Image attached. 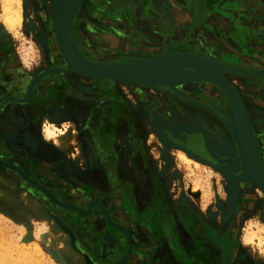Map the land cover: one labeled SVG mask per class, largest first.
<instances>
[{
	"label": "rangeland",
	"instance_id": "374dc122",
	"mask_svg": "<svg viewBox=\"0 0 264 264\" xmlns=\"http://www.w3.org/2000/svg\"><path fill=\"white\" fill-rule=\"evenodd\" d=\"M19 1L18 5L15 0H10V6L14 11L20 9L21 25L8 28L4 18V9L8 5L6 0H0V39L9 41L11 54L27 77L32 79L46 65L47 45L30 27L35 15L28 1ZM47 1L42 4L45 8ZM120 5H124L121 0H85L80 8L77 19L81 14L85 16L86 22L82 27L90 37L84 36L82 27L77 24L81 42L94 55L102 53V58L94 62H124L150 56L153 47L168 45L165 43L166 37L177 25L181 26L169 9H160L151 20L139 23L140 27L132 30L122 18L128 13ZM47 26L54 31L53 20ZM105 37L116 38L123 49L104 46L102 40ZM108 53H120L124 60L106 58ZM65 67L66 64L58 68L49 75L50 81L47 78L44 82L61 85L75 105L73 110L67 111L59 105L48 107L44 110L41 124L35 125V129L23 123L30 122V119L25 115L23 118L19 116L16 109L20 107L18 103H9L8 108L0 114V177L6 179V183L0 182V264H110L117 261L127 250V240L122 232L105 220L104 210L113 221L126 224L132 239L138 240L140 248L146 251L136 254L133 261L136 264H147V253L156 249L160 242H163L165 264L172 260L171 264H178V255L182 258L181 264H210L200 257L192 259L193 253L201 256L206 251L214 253L213 264H264V193L261 190L256 187L250 189L249 184L235 180L233 195L236 205L228 219L222 222L223 213L230 211L226 205L228 182L220 170L187 156L176 147L180 145L178 142L171 141L167 132H162L140 111L135 117L142 132L127 125V116L130 117V111L135 107L134 97H144L146 88L150 87L88 78L63 71ZM230 79L249 96L248 115L255 128L258 122H262L261 152L264 161V101L253 98L255 88L247 79ZM13 87L12 82L10 85L0 82V95L12 93L21 86ZM78 102L90 105L91 110L87 115L75 114L79 110ZM115 105L123 114L125 129L116 132L112 116L108 131H104L103 120H94L93 117ZM71 112H75L74 115ZM180 125L179 131L171 128L165 131L180 133L181 143H185L186 129L192 130L191 136L199 134V139V131L211 136L200 125ZM219 125L224 131L220 121ZM255 133L258 136L257 131ZM159 134L164 136L163 142L159 140ZM126 140L129 142L127 152L123 150ZM112 143L119 150L122 149L124 170L133 167L132 147L143 164L142 168L135 167L130 173L139 183L134 200L139 213H143L148 199L151 202L157 196L164 199L162 209L172 215V221L166 223L164 236L152 237L159 223L156 216L148 221L145 215L136 216L131 213V208L115 202L119 198L118 189L111 190L109 186L117 180L115 162L108 158ZM42 148L48 152L42 160L48 162L52 172L57 175L55 181L44 177L32 162L33 158L41 159L38 154ZM179 152L185 154L189 162L180 160ZM10 163L26 167L36 184L53 187L63 197L64 204H58L37 185L6 165ZM222 169L234 173L226 165H222ZM234 174L238 175L237 172ZM152 183L155 189L149 190L147 185ZM95 197L105 203L90 214L91 219L97 220L96 223H90L86 217H82L85 214H77L70 206V203H74L84 207L86 203L81 199ZM217 201L220 202L219 207ZM152 206L158 208L157 203L152 202ZM179 213L183 220L178 217ZM214 213H217L216 217H213ZM248 233L254 234L253 242L245 240ZM104 248L108 249L106 255Z\"/></svg>",
	"mask_w": 264,
	"mask_h": 264
},
{
	"label": "water",
	"instance_id": "95a60500",
	"mask_svg": "<svg viewBox=\"0 0 264 264\" xmlns=\"http://www.w3.org/2000/svg\"><path fill=\"white\" fill-rule=\"evenodd\" d=\"M64 1L66 0H52L58 45L67 60L63 71L88 78L116 80L140 87L160 86L168 94L174 91L175 84H203L204 88L196 89L215 107V116L221 122L224 131L215 135L216 140L199 131L201 133L199 149L204 156L194 152L190 147L182 145L180 133L171 130L166 131L170 140L178 142L180 145L176 147L184 151L190 158L217 168L226 177L228 182L226 186L228 193L226 205L230 213H223L222 222L228 219V215L231 214L234 205H236L233 195L235 180L240 179L249 184L250 189L256 187L264 193V161L261 152L262 122H258V127L255 128L248 113L251 127L257 131L258 136L242 128L235 112L240 110V112L246 114V107L242 96L230 79L231 77L247 79L255 88L253 98L262 102L264 101V90L262 92V86L264 87L263 67L243 68L210 55H200L192 52L156 53L150 57H136L124 62H94L86 59L79 52L74 39L71 37V24L82 0H69L67 7L64 6ZM121 1L124 5H120V7H124V12L128 13L127 16H121L127 23L126 26L132 30L139 28V23L151 20L156 13L161 11L160 9L162 11L169 9L179 23L187 26L188 35L199 33L204 38H208L211 42L209 48L211 45L216 49L223 48V55L227 54L238 61L242 58H248L254 60L256 64H264V0H254L259 7H262V9L256 10L251 5L252 0H220L221 3H226L230 9L226 11L225 17L238 23L237 27L233 29V34L231 33L232 29L226 28L225 25H218L209 30L204 28L203 8L205 0ZM191 1L196 4V13L193 14L185 6ZM119 16L117 15V17ZM238 28L241 31L236 37L234 30ZM207 34L208 36H206ZM236 42L240 43L239 47L234 45ZM258 87H260V90H258ZM191 134L192 130L186 129L184 131L185 142L188 141ZM158 136L162 142L165 140L163 135L159 134ZM6 165L18 171L27 181L37 185L40 190L58 202L44 187L33 182L18 168L10 164ZM222 165L230 167L238 175L230 171H224ZM101 205L97 206L100 208ZM216 205L219 207L220 202L217 201ZM70 206L73 210H77L72 205ZM88 210H90V207H88ZM103 215L105 220L114 228L119 231L122 230L120 232L125 235L127 240L126 251L130 254L132 244L126 228L122 224L114 222L107 211L104 210ZM216 215L217 213H214L213 217H216ZM126 251L122 257H125Z\"/></svg>",
	"mask_w": 264,
	"mask_h": 264
},
{
	"label": "flooded vegetation",
	"instance_id": "af4514ba",
	"mask_svg": "<svg viewBox=\"0 0 264 264\" xmlns=\"http://www.w3.org/2000/svg\"><path fill=\"white\" fill-rule=\"evenodd\" d=\"M30 7L31 12H34L35 15V21L30 22V27L34 28L35 35L43 40L46 45V65L38 72V76L33 77L32 79H29L26 75L25 70H23L19 63L16 61V58L11 54L10 52V43L9 41L5 39H0V82L3 83V85H10L12 82L14 87H20L17 88V90H13L12 93H6L0 95V114L4 112L6 108H8L9 103H18L20 105L17 109V113L21 118L25 116H28L30 119V122H23L25 124H28L29 126H32L33 129H35V125H39L42 122L43 113L44 110L48 107H52L55 105L61 106L63 109L70 111L75 108V105L72 101L68 99V96L65 94V90L61 85H55L50 83L44 82L47 78V81H50L49 75L53 72H56L58 68H62L65 66V62L62 58V55L60 51L57 48L56 45V37L54 31H52L48 26L47 23L52 20L53 16V5L52 0L47 1L46 8L42 5L45 0H27ZM85 0H82L78 11L76 15L74 16L73 22L71 24V37L74 39V42L76 44V47L78 48L79 52L88 60H98L102 58V53L99 55H94V53H91L81 42V37L76 29L77 24H79L80 27L85 25L86 19L83 14H81L80 19L78 20V13L80 12V8L82 5H84ZM45 9V10H44ZM83 31V35L87 38H90L89 35L86 33L85 28L82 27L81 29ZM106 38V37H105ZM102 40V44L106 47L110 48H116V49H123L122 45L119 44V42L114 37H108L106 39ZM4 46V47H3ZM157 51V52H156ZM163 52H192L195 54L205 55L200 50L197 49H191L189 47L185 46H175L168 44L166 46H156L153 47V54L150 56L156 54V53H163ZM147 56V57H150ZM106 58H117V60H124L123 56L119 53L112 54L108 53V55L105 56ZM45 79V80H44ZM42 80V81H41ZM232 81V79H231ZM34 82V84H33ZM33 84V90H35V93L33 94V98L31 97L30 100L25 102H20L12 99H6L10 96H16L21 98L22 96H25V90L28 84ZM234 84V82L232 81ZM236 86V84H234ZM203 84H195V83H182V84H175L174 85V91L171 92V94L165 93L162 87L156 86V87H150L146 88V94L144 97H140L139 95L136 96L135 99V107L132 108V111H130V117L127 116V125L132 128H139L138 130L140 133L142 132V127L139 123V120L135 117V115H138L139 111L146 116L148 121H152L162 132H165L166 128L175 129L177 131L180 130L181 125L192 123L193 125H200L199 127L204 129L206 132H208L211 137L215 136L218 131H221V127L219 125V120L215 116V107L207 101V99L198 91H196V88H202ZM240 95L242 96V100L244 102V105L248 111L249 109V96L240 90L237 86ZM35 95V96H34ZM77 108L79 109L77 113L71 112L73 115L74 113L76 115H87L89 111L91 110L90 105H87L85 102H78ZM15 109V110H16ZM249 113V112H248ZM114 117L115 124H116V132H120L125 129L124 125L126 124L123 121V114L118 108V106H113L112 109L105 108L103 112H98V116L93 117L94 120L100 119L103 120V129L104 131H108V125L110 117ZM75 117V116H74ZM78 119V116H76ZM99 120V121H100ZM78 122H81L78 120ZM133 133V132H132ZM199 134L192 135L188 142L182 143V145H186L190 147L194 152L204 156V154L199 149V144L201 143V140L199 139ZM198 137V138H197ZM128 144L129 142L126 140L124 144V151H128ZM111 161L115 162V172L117 173L116 177V183H110V189L113 190L114 188H117V194L119 195V198L115 199V202L118 204L119 202L122 203L123 206H127L128 208H131V213L134 215H151V216H158L161 213L165 214V216L168 218L167 221L164 222L163 230L166 229V223L168 221H172V215L167 212L166 210L162 209V206L165 205L164 199L157 196L155 200H153V204L158 205V208L155 209L151 205L143 209V213H139L138 208H136L134 205V200L137 194V188L139 186L138 181L134 178L133 174H130L134 168H142L143 164L140 162L139 159H137V154L135 153V149L132 147L130 153L131 158L133 160V167H129L128 169L123 168L122 162H123V154L122 149L119 150L114 143L111 144L109 147ZM47 150L45 148L40 149V152L38 155L39 158H33L32 162L35 166V168L40 172L44 177L55 181L57 179V175L52 172L51 168L49 167L48 162H45L42 160L43 157H46ZM107 158V155H106ZM44 159V158H43ZM104 165V162H102ZM10 165L15 166L18 168L24 175H26L31 180L34 179V176L28 172L26 167H22L21 165H16L15 163H10ZM113 184V185H112ZM42 187H44L52 196L58 201V204L63 205V197L53 188L49 187L46 184H42ZM147 188L155 189V184H149L147 185ZM105 189V188H104ZM107 191V189H106ZM110 198V197H109ZM85 201L86 205L84 207H79L75 205L74 203H70V205H74L82 211L88 208L89 203L92 200H96L100 202L102 208L105 203H103L98 198H92V199H81ZM60 202V203H59ZM95 202V201H94ZM97 202L94 203L92 211L97 206ZM130 206V207H129ZM248 211V209L246 208ZM77 214L80 215V212L75 210ZM249 212V211H248ZM84 215L82 217H86L88 221L96 223L97 220L91 219V215ZM121 216V215H120ZM89 217V218H88ZM122 217V216H121ZM178 217L180 220H183V216L181 213L178 214ZM123 219V218H122ZM116 222V221H114ZM123 226L128 231L130 241L132 244V250L126 260L123 261L122 264H136L132 262L133 257V248H134V242L135 240L132 239V234L130 233V230L128 229L127 225L122 223ZM156 225H160L159 223ZM162 227V226H161ZM108 253V249L104 248V254L106 255ZM122 258V256L117 260L119 261ZM117 261H114L112 263H115ZM110 263V264H112ZM149 264V262L147 263Z\"/></svg>",
	"mask_w": 264,
	"mask_h": 264
},
{
	"label": "crops",
	"instance_id": "0c3cea01",
	"mask_svg": "<svg viewBox=\"0 0 264 264\" xmlns=\"http://www.w3.org/2000/svg\"><path fill=\"white\" fill-rule=\"evenodd\" d=\"M252 7L256 10V9H262V7H259L258 4L252 0ZM185 6L190 10V13H196V4L194 1H191L190 3L185 4ZM234 9H237L236 7H233ZM230 10L228 5L226 3H221L220 0H205V4H204V8H203V14H204V20H203V26L206 29H211V28H215L218 25H225L226 28L228 29H232L231 33L233 34V29H235L238 25V23L234 20H230L228 18H226V11ZM259 12H262L261 10H257ZM240 29H236L234 30V35L237 37L240 33ZM208 36V34L206 35ZM166 44H171V45H175V46H185V47H189L191 49H197L200 50L202 53H204L205 55H210L213 56L219 60L225 61V62H230L233 64H237L238 66H242L243 68H248V67H263L264 68V64H256L254 63L255 61L252 59H248V58H242L240 61L233 59L229 56L224 57V55L222 54V49L219 48H214L212 45L209 48V44L211 43L210 40L207 38H204L203 36L199 35V33H195L193 35H188V31H187V26L186 25H182L181 26L177 25L175 27L174 31H171V34H169L166 37ZM240 43L236 42L234 45H236V47H239ZM221 52V53H219ZM245 52V51H244ZM222 54V55H221ZM204 88V86L202 87ZM196 91L199 92L198 89H196ZM203 95V94H202ZM204 96V95H203ZM205 97V96H204ZM217 134V133H216ZM214 140H216V137L213 136ZM151 200L148 199L147 202V206L149 207L151 205ZM147 220H152L155 219L153 216L151 215H146ZM156 219L159 222V226L156 225V229L154 231V234L152 237L154 238H160V236H164V230L162 229L164 227V222L167 221L166 219H168L165 214L161 213L160 215H158L156 217ZM251 221H255V219H252ZM162 226V227H161ZM140 242L137 240H135L134 242V248H133V257H132V262L134 261V259H136V254H143L146 253V251L142 250L140 248ZM163 242H160V245L154 249L152 252H148L146 255V258L149 262V264H165L166 261L164 260V253H163ZM199 255V254H198ZM196 253L192 254V259L193 260H197L198 257H200V259L202 260L205 259V262H209L210 264H213V258L215 257L213 252H204L201 256H198ZM178 258V264L180 263V260L182 258H180V256H176ZM173 262V260L171 262H167V264H171ZM204 263V262H203ZM202 264V263H201ZM208 264V263H206Z\"/></svg>",
	"mask_w": 264,
	"mask_h": 264
},
{
	"label": "bare ground",
	"instance_id": "6f19581e",
	"mask_svg": "<svg viewBox=\"0 0 264 264\" xmlns=\"http://www.w3.org/2000/svg\"><path fill=\"white\" fill-rule=\"evenodd\" d=\"M16 3L19 5L20 1L19 0H15ZM6 3H7V7H5L4 9V13H5V23L7 25L8 28H14L15 26H18V25H21V20H22V16H21V13H20V9L17 8V11H14L12 10L11 6H10V0H6ZM69 4V0H66L64 1V6L67 7ZM20 8V6H19ZM52 20H53V27H54V31H55V35H56V41H57V46L59 48V43H58V34H57V28H56V23H55V19H54V8H53V17H52ZM59 51H60V48H59ZM61 53V51H60ZM169 53H177V52H169ZM221 53V52H219ZM62 54V53H61ZM222 55V54H221ZM226 55V54H225ZM224 55V57H225ZM63 56V54H62ZM226 56H229V55H226ZM63 59L65 62H67V60L65 59V57L63 56ZM36 91L33 90V85H31L30 83L27 85L26 87V90H25V96H23L22 98H19V97H16V96H10V97H7L6 99H12V100H16V101H20V102H25V101H28L31 99V97L33 98V94L35 93ZM36 95V93H35ZM34 95V96H35ZM246 109V108H245ZM248 114V111L246 109V114L245 113H242L240 112V110H236L235 112V115L237 117V120L238 122L240 123V125L242 126L243 129L247 130V131H251L253 134H256L253 127H251V124H250V120L247 116ZM50 133V132H48ZM57 137V135H56ZM261 142V141H260ZM178 157L180 158V160H183L185 162H189L188 158L185 156V154H183L182 152H179L178 153ZM13 169V168H12ZM0 182L2 183H6V179L3 178L2 176L0 177ZM1 187V186H0ZM2 191L0 190V193ZM99 204H101L100 202L98 201H95ZM94 201H91L88 205V207H90V210H88V208L86 210H80L79 208H77L76 206L73 205L74 208H76L80 214H85V215H89L94 203ZM60 203V202H59ZM96 203V204H97ZM97 204V205H99ZM122 231V230H120ZM256 237V236H255ZM254 238V234L253 233H248L246 236H245V240L246 241H252V239ZM255 239V238H254ZM253 239V240H254ZM127 252V251H126ZM129 252L126 253L125 257H122L121 260H119L117 263H114V264H122L123 261L127 258ZM6 260V259H5Z\"/></svg>",
	"mask_w": 264,
	"mask_h": 264
}]
</instances>
